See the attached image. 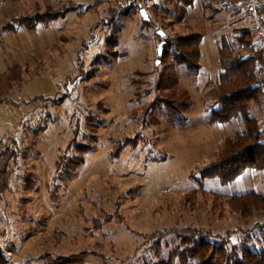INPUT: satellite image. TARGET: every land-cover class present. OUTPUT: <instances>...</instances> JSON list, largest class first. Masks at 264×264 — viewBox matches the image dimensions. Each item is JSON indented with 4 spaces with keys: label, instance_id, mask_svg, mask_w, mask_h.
Listing matches in <instances>:
<instances>
[{
    "label": "rangeland",
    "instance_id": "374dc122",
    "mask_svg": "<svg viewBox=\"0 0 264 264\" xmlns=\"http://www.w3.org/2000/svg\"><path fill=\"white\" fill-rule=\"evenodd\" d=\"M152 3L159 0H10L1 13L0 152L7 145L17 152L0 189V249L9 264H46L82 251H90L86 264H142L158 259L145 241L152 232L194 224L244 238V229L264 221V212L247 219L227 204L235 194H264V170L248 168L228 184L200 177L226 136L242 127L236 119L213 123L211 113L220 38L236 42L250 17L241 5L239 13L221 0H195L179 20ZM60 11L33 29L3 27L19 15ZM158 29L173 39L205 33L200 73L181 68L179 86L193 105L177 117L147 109L162 94ZM75 141L92 147L76 170L59 171V158L80 155ZM200 182L207 193L186 202ZM213 194L223 199L214 204Z\"/></svg>",
    "mask_w": 264,
    "mask_h": 264
},
{
    "label": "trees",
    "instance_id": "16d2710c",
    "mask_svg": "<svg viewBox=\"0 0 264 264\" xmlns=\"http://www.w3.org/2000/svg\"><path fill=\"white\" fill-rule=\"evenodd\" d=\"M144 1L147 4L153 2ZM159 3H152L153 10L162 9L163 14L167 16L175 13L179 20H184L195 0H159ZM64 13L65 11L19 15L3 27L6 30H15L16 25L21 24L33 29L38 23H48ZM144 22L148 24L152 20ZM159 38L162 39L161 36ZM204 39L205 33L200 30L179 34L175 39L167 36L161 57V62L165 66L160 72L157 84L162 94L147 106L152 114L165 109L171 116L177 117L191 108L193 105L191 92L188 88L179 86L181 68L200 73L204 67L202 63ZM220 39L218 52L221 72L215 80L213 100L215 107L212 109L211 122L222 123L236 119L242 122V127L226 136L215 158L201 170L200 177H217L223 184H228L248 168L264 170V122L260 121V113H264V88L257 73L264 57L254 39L252 26L241 27L236 42L229 40L226 35H222ZM113 40L117 44V40ZM235 44L238 46L237 50ZM39 98L41 97L36 96L31 100ZM257 105L261 112L256 113L254 107ZM153 120H157V117L154 116ZM73 144L80 155L70 157L69 162L62 156L57 162V169L67 174L76 170L83 162L81 154L92 147L76 141ZM16 153L10 145L0 152L2 190L6 187L10 174L9 162L17 157ZM200 185L198 190L186 195V202L195 200L199 193H207L201 182ZM219 198L223 199L219 194L214 195V204ZM227 204L232 211L248 219L258 212H264V194L255 191L235 194L227 198ZM244 232V238L239 236L233 238L235 233L233 230H228L224 234L213 233L210 229L194 224L175 225L158 230L145 237V241H152L148 246L158 259L143 258L142 264H264V221L255 222L253 229H244ZM172 236L173 241L169 242ZM170 245V249L164 255V246ZM89 253L90 251H82L52 257L46 264H86ZM0 264H9L1 249Z\"/></svg>",
    "mask_w": 264,
    "mask_h": 264
},
{
    "label": "built area",
    "instance_id": "2783aa9c",
    "mask_svg": "<svg viewBox=\"0 0 264 264\" xmlns=\"http://www.w3.org/2000/svg\"><path fill=\"white\" fill-rule=\"evenodd\" d=\"M9 1L10 0H0V15L8 6ZM244 8L246 14L252 21L254 39L264 57V0H244ZM5 45H7L5 38L0 35V46ZM257 73L264 88V60L259 65Z\"/></svg>",
    "mask_w": 264,
    "mask_h": 264
},
{
    "label": "crops",
    "instance_id": "0c3cea01",
    "mask_svg": "<svg viewBox=\"0 0 264 264\" xmlns=\"http://www.w3.org/2000/svg\"><path fill=\"white\" fill-rule=\"evenodd\" d=\"M222 1V3H223V0H221ZM225 2L223 3V4H227V5H230L231 6V8H232V6H233V8H235L236 9V11L238 12L239 11V13H240V9H241V7H240V5L242 6V8H243V10H244V12H245V8H244V0H224ZM222 6L223 5H221L220 7H218V8H222ZM217 8V7H216ZM215 8V9H216ZM232 8V9H233ZM231 9V10H232ZM230 14H229V16L227 17L229 20L231 19H233V16H237V13L235 12V11H233V12H229ZM246 14V13H245ZM5 18V17H4ZM203 53H204V45H203Z\"/></svg>",
    "mask_w": 264,
    "mask_h": 264
},
{
    "label": "water",
    "instance_id": "95a60500",
    "mask_svg": "<svg viewBox=\"0 0 264 264\" xmlns=\"http://www.w3.org/2000/svg\"><path fill=\"white\" fill-rule=\"evenodd\" d=\"M141 13H142V15H143L145 20H149L150 19L149 15H148V13H147V11L145 9H142ZM158 34L163 39L162 42L159 45V48H158V56L161 57L162 53H163V48H164V46L166 44L167 34L162 29H158ZM158 62H159V60H158Z\"/></svg>",
    "mask_w": 264,
    "mask_h": 264
}]
</instances>
